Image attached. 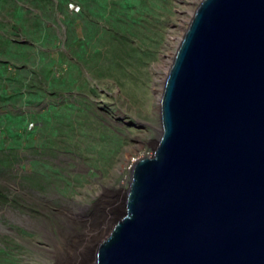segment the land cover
I'll return each instance as SVG.
<instances>
[{
	"label": "rangeland",
	"instance_id": "374dc122",
	"mask_svg": "<svg viewBox=\"0 0 264 264\" xmlns=\"http://www.w3.org/2000/svg\"><path fill=\"white\" fill-rule=\"evenodd\" d=\"M90 1L0 0V264H58L116 190L124 214L132 168L160 138L166 67L202 2L144 0L119 57L112 17L127 0Z\"/></svg>",
	"mask_w": 264,
	"mask_h": 264
},
{
	"label": "water",
	"instance_id": "95a60500",
	"mask_svg": "<svg viewBox=\"0 0 264 264\" xmlns=\"http://www.w3.org/2000/svg\"><path fill=\"white\" fill-rule=\"evenodd\" d=\"M96 264H264V0H202Z\"/></svg>",
	"mask_w": 264,
	"mask_h": 264
},
{
	"label": "bare ground",
	"instance_id": "6f19581e",
	"mask_svg": "<svg viewBox=\"0 0 264 264\" xmlns=\"http://www.w3.org/2000/svg\"><path fill=\"white\" fill-rule=\"evenodd\" d=\"M197 8H196V10H197ZM194 14H195V12L192 14V18L194 16ZM192 18H191V20H192ZM191 20H189V21L191 22ZM190 22L186 25V28H188L187 26H189ZM186 28L183 29L182 36H184L183 33L186 32V30H187ZM178 47H177V49H178ZM176 52L174 53V57L176 55ZM174 57H173V59H174ZM171 61H172V59H171ZM170 62L166 67L167 71H166V74L164 77V81H163V85H162V91H161V94L159 97V110H158L159 111V118L161 117V99H162V95L164 92L165 82H166L167 75L169 73V70H170V67H171L173 61L171 63ZM156 146H157V144H156ZM134 166L132 168V171L134 169ZM132 171H131V173H132ZM130 183H131V178H130ZM127 192H128V190H127ZM127 192L125 194H127ZM123 197H124L123 193L120 192L119 190H116L114 193H111L110 198H108V201L105 202V203H107L106 206H108V210L102 216L98 217V220H96L95 218H92L84 226V223L86 222V220L84 223H82L80 219H78V220L76 219V222L79 221V224L83 225L85 230L87 231L88 240H87L86 244L84 246H82V248L79 250H75L74 248L69 247V249L65 252V254H63L64 252L62 250L56 251L55 255L58 258V264H70V260H74V262H77L79 264H93V261H94V264H96L97 252H98V248L100 246V245L98 246L97 241H98V239H100L101 233L105 229H108L110 227H111V229H113L114 227L112 228V226H115L117 221L121 218L120 216L122 215L121 210L123 207ZM125 197H126V195H125ZM124 202H125V200H124ZM72 220L75 221L73 218H72ZM68 227H69V232L67 234H69L71 232L72 224H70ZM65 235L62 236L61 243H63L65 241ZM90 241H92V242H90ZM94 244H97V247H95L96 245H94ZM59 248H62V246H59ZM61 252H63V253H61Z\"/></svg>",
	"mask_w": 264,
	"mask_h": 264
},
{
	"label": "trees",
	"instance_id": "16d2710c",
	"mask_svg": "<svg viewBox=\"0 0 264 264\" xmlns=\"http://www.w3.org/2000/svg\"><path fill=\"white\" fill-rule=\"evenodd\" d=\"M76 1H79V4H83V5L85 4L86 6H88L91 3L90 0L88 3H87L88 0H76ZM94 1L99 3L100 10L105 9V6H103V3H105L106 1H103V0H94ZM143 1L144 0H127L121 3H115L117 4L116 9L120 7L121 10H117L115 12L116 15L112 17L113 21L117 25L113 26V28L111 29V32H112L111 39L114 40L112 50L115 51V53L119 55V57L128 56V50H129L131 40H133V37L136 33H140V30L143 27V17H144L142 13L143 11H140L137 8L140 4L143 3ZM144 9L147 10L146 8ZM126 12L128 14H126ZM112 18H110L109 20H111ZM124 18H126V20ZM84 50H85V46L83 47V51ZM132 52H130V55L132 54Z\"/></svg>",
	"mask_w": 264,
	"mask_h": 264
},
{
	"label": "built area",
	"instance_id": "2783aa9c",
	"mask_svg": "<svg viewBox=\"0 0 264 264\" xmlns=\"http://www.w3.org/2000/svg\"><path fill=\"white\" fill-rule=\"evenodd\" d=\"M0 110H1V103H0Z\"/></svg>",
	"mask_w": 264,
	"mask_h": 264
}]
</instances>
